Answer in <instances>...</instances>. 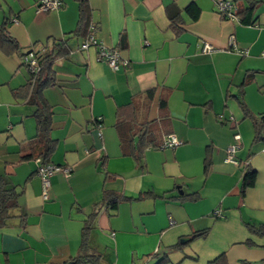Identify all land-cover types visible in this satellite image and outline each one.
I'll use <instances>...</instances> for the list:
<instances>
[{
	"label": "crops",
	"instance_id": "crops-1",
	"mask_svg": "<svg viewBox=\"0 0 264 264\" xmlns=\"http://www.w3.org/2000/svg\"><path fill=\"white\" fill-rule=\"evenodd\" d=\"M61 1L37 11V0H0V26L20 51L53 56V84L42 90L53 109L48 162L71 167L50 176L44 198L40 161L24 158L35 106L17 89L29 73L0 49V175L20 192L0 227V264H63L82 251L91 259L78 264H206L221 253L226 264H264V235L245 225L264 223V138L253 139L264 113V0H253L248 25L222 16L219 0H89L97 39L128 60L118 70L80 48L77 3ZM170 5L179 32L169 27ZM231 35L244 54L230 49ZM204 42L214 50L202 52ZM171 133L174 147L144 146ZM235 134L239 147L226 160ZM245 164L256 180L241 194ZM104 190L124 197L115 209Z\"/></svg>",
	"mask_w": 264,
	"mask_h": 264
},
{
	"label": "trees",
	"instance_id": "trees-1",
	"mask_svg": "<svg viewBox=\"0 0 264 264\" xmlns=\"http://www.w3.org/2000/svg\"><path fill=\"white\" fill-rule=\"evenodd\" d=\"M77 3L78 9V19L77 26L74 30V33H79L84 31V37L88 32V25L90 21V6L89 0H74ZM234 6V15L239 21V23L248 25L254 23L253 13L255 11L257 2L253 0H247V4L243 5L239 3V0H229ZM168 17H169V27L174 29L175 32H179L182 29V19L180 17V11L176 9L173 5L167 7ZM185 11L189 14L192 20L197 19L199 14V8L194 3H189ZM223 16V15H222ZM5 22L0 26V49L5 53H17L18 56L22 59V64L26 66L29 78L26 84L18 88L17 90L23 92V95L27 97L29 103L35 106L33 110V116L35 119L36 125V135L33 142L30 145V152L24 158H38L41 164L48 163L49 156L54 148V139L51 137V119L53 114L52 106L46 101L42 95V90L53 84V74L51 69V59L53 58L50 53H38L37 60L40 64V69L37 72H32L25 63L26 52L20 51V47L16 39L5 32ZM95 25V30L97 31V25ZM83 37V39H84ZM81 44V43H80ZM58 47L62 46V43H57ZM208 53V52H204ZM241 106L243 104L241 103ZM254 127V140H257L261 137L264 138V113L257 119L253 120ZM144 129H141L143 131ZM168 135V134H166ZM165 135V136H166ZM164 138V137H163ZM130 141V140H129ZM153 142V140L144 143V146L159 147L161 148V143ZM170 148V147H165ZM131 151V150H130ZM135 157H139L138 153H134ZM54 164V163H53ZM62 165V164H56ZM209 165V160L207 158L205 167ZM37 170V168H36ZM35 170V173H36ZM37 175V174H36ZM256 180V171L250 168L248 165H244V170L241 178V194L244 193V190L252 186ZM20 192L16 189L15 186L9 185L6 177L0 175V227H3L7 224V221L14 217L13 211L17 206V199ZM147 194L141 193L136 197L141 198L145 197ZM104 200L107 202L108 206L111 209H115L118 202L124 197L117 195L113 192L104 190ZM194 198V197H193ZM24 217V215H20ZM92 217H88L82 227V243L83 248L85 235L90 227ZM247 229L255 234L264 235V223H250L245 222ZM208 233V229H202L193 233L192 238L195 237H204ZM248 244L252 242L246 240ZM181 245L179 243L172 245L170 248H178ZM88 254L83 251L76 256H73L67 259L63 264H78L86 263L90 259ZM206 264H226V258L223 253L217 255L213 259L207 261Z\"/></svg>",
	"mask_w": 264,
	"mask_h": 264
},
{
	"label": "built area",
	"instance_id": "built-area-1",
	"mask_svg": "<svg viewBox=\"0 0 264 264\" xmlns=\"http://www.w3.org/2000/svg\"><path fill=\"white\" fill-rule=\"evenodd\" d=\"M61 4V0H37L35 8L37 11H50L59 8ZM217 6L220 14L224 17L236 18L233 13V4L229 0H219L217 1ZM229 46L230 49L238 50L236 47L235 39L232 35L229 37ZM80 48L85 50L88 48H95L97 60H104L112 70H118L121 66H126L128 63V60L124 58L117 49L106 47L97 39L95 25L93 22L89 23L88 32L82 40ZM212 50H214V48L211 44H209L208 42L203 43L201 47L202 52H211ZM238 52L244 54L246 51L240 49L238 50ZM24 59L26 65L32 72H37L40 69L36 50H28ZM234 137L236 139V142L228 146L226 160H233V154L239 147V135L235 134ZM179 143L180 140L171 133L164 136L161 143V148L174 147ZM70 172L71 167L68 165H56L49 162L44 164L40 163L37 166L36 174L41 180L43 197H47L49 178L51 175L55 173H62L63 175L68 176ZM216 214L219 215L217 212Z\"/></svg>",
	"mask_w": 264,
	"mask_h": 264
},
{
	"label": "water",
	"instance_id": "water-1",
	"mask_svg": "<svg viewBox=\"0 0 264 264\" xmlns=\"http://www.w3.org/2000/svg\"><path fill=\"white\" fill-rule=\"evenodd\" d=\"M180 242H184V240L181 239Z\"/></svg>",
	"mask_w": 264,
	"mask_h": 264
},
{
	"label": "rangeland",
	"instance_id": "rangeland-1",
	"mask_svg": "<svg viewBox=\"0 0 264 264\" xmlns=\"http://www.w3.org/2000/svg\"><path fill=\"white\" fill-rule=\"evenodd\" d=\"M264 93V92H263Z\"/></svg>",
	"mask_w": 264,
	"mask_h": 264
}]
</instances>
